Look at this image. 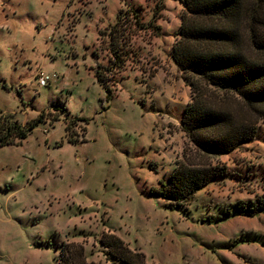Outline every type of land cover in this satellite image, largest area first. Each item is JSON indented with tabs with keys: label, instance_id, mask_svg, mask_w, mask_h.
Instances as JSON below:
<instances>
[{
	"label": "rangeland",
	"instance_id": "1",
	"mask_svg": "<svg viewBox=\"0 0 264 264\" xmlns=\"http://www.w3.org/2000/svg\"><path fill=\"white\" fill-rule=\"evenodd\" d=\"M120 10L144 26L130 17L116 67L101 33ZM185 11L184 0H0V119L45 112L23 143L0 147V264H63L64 247L70 264H125L109 234L146 264H264L263 121L232 153L198 157L221 173L188 204L155 192L188 142L193 92L173 58Z\"/></svg>",
	"mask_w": 264,
	"mask_h": 264
},
{
	"label": "trees",
	"instance_id": "2",
	"mask_svg": "<svg viewBox=\"0 0 264 264\" xmlns=\"http://www.w3.org/2000/svg\"><path fill=\"white\" fill-rule=\"evenodd\" d=\"M184 3L173 58L193 92L182 118L188 142L183 161L155 190L172 208L188 204L220 175L218 166L198 157L232 153L257 136L259 123L264 122V0ZM132 16L142 28L138 14L120 10L116 23L101 33L109 35L112 66L119 67L117 60L125 55V33ZM96 76L109 90L101 68ZM44 113L25 124L11 116L0 119V147L23 143L45 122ZM105 243L111 255L125 264H146V254L132 250L118 235L109 234ZM67 251L64 247L61 253L63 264H70Z\"/></svg>",
	"mask_w": 264,
	"mask_h": 264
},
{
	"label": "built area",
	"instance_id": "3",
	"mask_svg": "<svg viewBox=\"0 0 264 264\" xmlns=\"http://www.w3.org/2000/svg\"><path fill=\"white\" fill-rule=\"evenodd\" d=\"M49 78H50L49 75H46V74L44 75V74H42V75L40 76V78H38V81H39V83L41 84V86H46V84H47Z\"/></svg>",
	"mask_w": 264,
	"mask_h": 264
}]
</instances>
